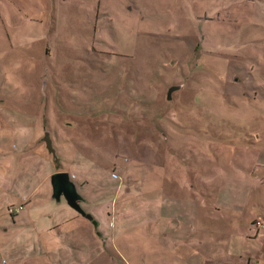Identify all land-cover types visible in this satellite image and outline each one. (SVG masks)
<instances>
[{
    "label": "rangeland",
    "instance_id": "rangeland-1",
    "mask_svg": "<svg viewBox=\"0 0 264 264\" xmlns=\"http://www.w3.org/2000/svg\"><path fill=\"white\" fill-rule=\"evenodd\" d=\"M0 116L94 215L18 264H264V0H0Z\"/></svg>",
    "mask_w": 264,
    "mask_h": 264
},
{
    "label": "crops",
    "instance_id": "crops-1",
    "mask_svg": "<svg viewBox=\"0 0 264 264\" xmlns=\"http://www.w3.org/2000/svg\"><path fill=\"white\" fill-rule=\"evenodd\" d=\"M38 121V119L35 121L36 126L39 123ZM0 126L2 128L8 126L2 116H0ZM38 127L35 129L34 126L28 128L26 136L21 135V133L18 134L16 127H13L11 131H0V203L3 204H0V252L8 259L5 262L0 261V264H9V262L11 264H18L23 260L29 261L32 251L35 249V244L38 243V241H35L34 236L41 233L50 235L54 231L57 234L60 229L68 226L70 220L77 219L79 216L82 217L71 207L66 205L74 212H66L60 206L62 196L58 201L56 200L57 202L50 196L52 192L49 181L51 174L67 171L56 169V155L53 156L52 154V156H48L47 153L49 151L45 152L47 148L45 147L46 145L43 147L40 142V130ZM44 128L46 129L45 126L42 129ZM72 177L73 175L69 174L70 180L75 185H78ZM76 189L78 191L77 187ZM78 193L82 196V200L80 201V205L82 206V202H86L87 195L84 196L79 191ZM20 202L24 203L21 211L32 207L31 204L37 206L33 213L36 216L34 218L31 216L32 210L30 209L31 212L27 211L29 217L25 216L23 221L14 216V220L11 219V226L14 229L11 230L10 225L6 227L4 225L5 222H1V220L7 214L10 216V207L18 205ZM40 216L42 218H39ZM92 216L94 218V215ZM29 224L33 225L36 235L32 234L31 231H27L24 234L17 232ZM17 226H20V229ZM4 251L13 253L5 254ZM14 252H19V254L16 255ZM218 255L221 259L226 258L224 253H220V250H218ZM237 255L240 257L242 264L243 262L247 264L248 260H251L255 256L251 255V253L240 254L238 251ZM206 260L210 264H224L221 260L215 261V257H208Z\"/></svg>",
    "mask_w": 264,
    "mask_h": 264
},
{
    "label": "water",
    "instance_id": "water-1",
    "mask_svg": "<svg viewBox=\"0 0 264 264\" xmlns=\"http://www.w3.org/2000/svg\"><path fill=\"white\" fill-rule=\"evenodd\" d=\"M180 85H172L167 90V99L173 91L177 90ZM43 141L45 142L46 148L53 156H55V150L52 147L51 140L49 138L48 132L44 133ZM50 183L52 187V197L55 200H59L62 196L66 204L79 213L81 216L92 220L91 214L86 213L81 205L80 201L82 196L78 193L75 184L70 180L69 174L67 172H55L50 176Z\"/></svg>",
    "mask_w": 264,
    "mask_h": 264
},
{
    "label": "trees",
    "instance_id": "trees-1",
    "mask_svg": "<svg viewBox=\"0 0 264 264\" xmlns=\"http://www.w3.org/2000/svg\"><path fill=\"white\" fill-rule=\"evenodd\" d=\"M78 60H81V59H78ZM79 62V61H78ZM86 63H82V61L79 63V66H81L82 67V65L84 66ZM101 66H102V63H101ZM102 68H103V66H102ZM142 91H140V93H141ZM144 96V95H143ZM71 133V132H70ZM70 133H68V134H70ZM65 135L67 136V134L65 133ZM69 137L71 138L72 137V135H69ZM257 222H261L262 223V221L261 220H257V221H253L252 222V224H254L256 227H258L259 229H262V230H264V228H262L260 225H258L257 224ZM264 224V223H263Z\"/></svg>",
    "mask_w": 264,
    "mask_h": 264
},
{
    "label": "built area",
    "instance_id": "built-area-1",
    "mask_svg": "<svg viewBox=\"0 0 264 264\" xmlns=\"http://www.w3.org/2000/svg\"><path fill=\"white\" fill-rule=\"evenodd\" d=\"M20 209H21V206H18V207H16V208H14V212H17V211H19ZM257 224L260 225L262 228H264V224H263V223H261V222H257Z\"/></svg>",
    "mask_w": 264,
    "mask_h": 264
}]
</instances>
